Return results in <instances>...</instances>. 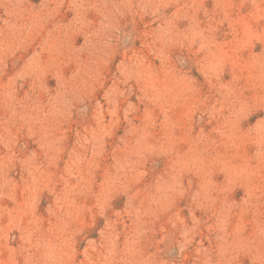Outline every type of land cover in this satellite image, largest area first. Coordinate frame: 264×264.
<instances>
[{"label": "rangeland", "instance_id": "374dc122", "mask_svg": "<svg viewBox=\"0 0 264 264\" xmlns=\"http://www.w3.org/2000/svg\"><path fill=\"white\" fill-rule=\"evenodd\" d=\"M0 264H264V0H0Z\"/></svg>", "mask_w": 264, "mask_h": 264}]
</instances>
